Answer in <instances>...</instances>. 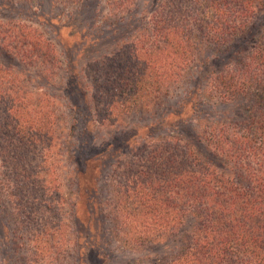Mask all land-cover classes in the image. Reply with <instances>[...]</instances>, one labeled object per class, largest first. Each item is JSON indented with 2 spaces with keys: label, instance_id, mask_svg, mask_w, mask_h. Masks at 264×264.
Segmentation results:
<instances>
[{
  "label": "rangeland",
  "instance_id": "obj_1",
  "mask_svg": "<svg viewBox=\"0 0 264 264\" xmlns=\"http://www.w3.org/2000/svg\"><path fill=\"white\" fill-rule=\"evenodd\" d=\"M49 1L31 0L27 7H20V10L0 7V23L11 21L29 26L35 31L34 38L41 35L55 47L53 61L43 58L42 50L18 54L19 59L11 53L10 58L0 51L1 65L11 67L10 72H14V75L0 79V85L7 84L14 90L20 87L29 93L22 100L24 108L21 109L15 110L17 101L0 99V129L4 132L3 135L0 130V264H85V247L88 244L95 247L92 255H88V264H153L148 260L150 255L161 256L163 251L174 250L179 245L178 240L171 238L172 241L166 244L141 251L129 250L127 248H132L129 245L123 246L125 239L120 233L122 225L116 207L120 190L118 182L121 180L119 175L126 176L129 165L125 160L131 151L144 161L162 142L172 145L161 147L159 151H172V155L179 154L182 145L199 147L196 122L190 120V116L195 114L189 111V107L179 113L186 101L185 94L197 83V80L190 81L192 76H188L197 64L191 61L186 70L189 74H180L178 80H169V76L177 72L175 66L180 65L178 58L181 55L177 58L171 52H165L160 68H146L143 86L139 85L142 95L125 96L123 100L95 97L97 92L92 93V80L96 72L91 65L94 61L102 63L113 55L124 57L123 50L131 49L129 39L136 31L147 30V22L157 15L156 11L162 12L159 16L169 26L182 30L189 28L192 33L186 36L191 46L186 47L187 53L197 52L198 61L199 53L202 58L207 57L213 53L212 47L200 42L196 45L200 38L193 21L196 10L179 1L170 0L169 9L162 11L159 6L155 8V4L163 5L167 0H139L128 11L116 16L117 13L111 15L104 0H92L95 12L88 15L81 14L84 9L76 11L83 3L73 5L52 0L55 4L52 16L56 17L53 21L46 18ZM259 9L256 11L257 25L264 23V12ZM73 14H80V18L71 22ZM85 23H94L95 27H99L90 32L98 40L97 47L79 52L78 40L70 39L69 34L83 28ZM68 24L71 25L69 29ZM73 25L76 28L71 31ZM86 29L81 32L82 35L87 32ZM90 33L87 32L88 35ZM158 41L155 39L153 44L160 45ZM144 56L141 57L150 60ZM132 61L130 63L144 62L141 58ZM130 63L121 71L117 65L104 71L116 77L117 84L111 82L112 86L127 85L133 91L132 83L125 80L130 74H136ZM45 68L48 69L44 73L48 76L47 80L39 76ZM203 83L200 89L204 88ZM39 94H45L42 97L45 101L44 115L32 114L31 105ZM154 99H161V104L153 103ZM210 106L206 107V111ZM243 107L244 104L240 105V112ZM220 109L223 108L216 107L213 112L218 114ZM2 115L4 123H1ZM14 115L21 122L17 129L10 121V118L16 120ZM179 121L182 124L185 122V125H179ZM10 122L11 126L6 128L5 125ZM29 129L36 134L27 141L23 134ZM95 143L100 144L97 150L94 149ZM112 145L114 147L110 148ZM118 146L120 150L109 153ZM41 147L51 156L45 163L38 153ZM100 152L107 155L100 157L101 168L96 175H92L95 161L85 160ZM69 156L74 158L68 159ZM74 160L80 169L77 189L70 181ZM138 162L141 163L140 160ZM58 177L60 195L43 196L40 181L48 179L49 184L54 186ZM128 243L131 242L128 240ZM33 252H36V257L32 256Z\"/></svg>",
  "mask_w": 264,
  "mask_h": 264
},
{
  "label": "trees",
  "instance_id": "obj_2",
  "mask_svg": "<svg viewBox=\"0 0 264 264\" xmlns=\"http://www.w3.org/2000/svg\"><path fill=\"white\" fill-rule=\"evenodd\" d=\"M56 1L60 3L59 0ZM61 1L73 5L83 3L76 8V11L84 9L81 14L95 12L92 0ZM137 1L139 0H104L111 15L117 13L116 16L128 11ZM167 1L163 5L156 3L155 8L159 6L162 11L169 9L172 1ZM175 1L188 4L196 10L193 21L200 37L196 45L199 42L210 45L213 53L202 58L200 52L199 61L196 59L197 52L187 53L186 47L191 45L186 35L192 32H189V28L182 30L169 26L159 16L162 12L156 11L157 15L147 22V30H138L129 39L131 49L123 50L124 57L113 55L102 63L94 61L91 65V69L96 72L92 80V93L97 92L95 97L123 100L125 96L131 98L142 95L139 85H142L146 68H160V60L165 52H171L177 58L181 55L178 58L180 65L175 66L177 72L172 73L169 80H178L180 74H189L186 70L191 61L197 64L196 69L188 75L192 76L190 81L197 80V83L185 94L186 101L182 103L179 113H182L183 108L189 107V111L195 114L190 116V120L196 122V142L199 147L182 145L179 152L181 156L172 155V151H159L161 147L172 145L162 142L157 144V150H152L144 161L135 151H131L125 160L129 165L126 176L119 175L120 190L116 202L122 225L120 233L125 239L123 246L129 245L132 248L127 249L141 251L166 244L172 238L178 240V247L172 251H163L161 256L153 254V259H150V255L148 260L153 264H264V23L257 25L255 22L258 7L261 13L264 12V0H256V5L255 0ZM0 2V7L20 10V7H27L31 0ZM49 2V15L46 18L53 21L56 19L52 16L55 4L52 0ZM77 17L80 18V14H73L71 22ZM2 22L1 52L8 56L11 53L15 59H19L18 54L43 51L40 53L43 58L54 60V45L41 35L34 38L33 28L11 21ZM69 24L67 29L71 26ZM87 24L85 26L88 27H80L73 32L71 31L76 27H71L69 37L78 40L75 44L79 52L97 47L98 40L90 32L99 27H95L94 23ZM85 28L92 35L90 39L91 35L87 32L81 34ZM155 39L159 40L157 44L160 45L153 44ZM142 55L150 60L147 61ZM140 58L144 61H141L143 65L138 61ZM134 59L138 62L130 63ZM129 63L136 74H130L125 80L132 83L133 91L127 85L112 86L111 82L117 84L116 77H111L104 71L113 68V65H117L121 71ZM169 64L173 65V62ZM10 68H5L0 63L1 80L7 75H14ZM41 72L39 76L47 80L48 76L44 73L48 69ZM201 82H204L203 89L199 88ZM157 93L159 94V90ZM27 94L29 93L20 87L14 90V87L7 84L0 85V99L17 101L15 110L24 108L22 100ZM38 96L34 105H31L32 114L44 115L45 101L42 97L45 94ZM153 103L161 104V99H154ZM242 104L244 107L240 112ZM209 105L208 109L212 112L216 107L223 109L218 110V114L210 113L206 111ZM6 114L11 116L10 112ZM4 115L1 123H4ZM14 117L16 118L15 115ZM10 121L16 129L20 126L18 118H10ZM178 124L185 125V122L182 124L179 121ZM5 126L10 127L11 122ZM35 134L29 129L23 136L28 141ZM99 147L100 144H94L95 150ZM113 147L114 145L110 148ZM118 150L119 146L108 152L114 154ZM38 153L44 163L51 158L43 147L39 148ZM105 155L107 154L100 152L85 160L95 161L91 169L94 172L92 175L99 172L100 157L104 158ZM73 164L70 181L77 189L80 185V169L76 160ZM13 177H16L14 173ZM15 179L18 181V178ZM57 180L59 177L54 186L49 184L48 179L40 181L43 196L60 195L61 188ZM93 189L95 191L96 187ZM87 233L91 238L90 232ZM94 248L93 244L85 247V264H88V255H92ZM32 256L36 257V252ZM94 258L96 259L95 256Z\"/></svg>",
  "mask_w": 264,
  "mask_h": 264
}]
</instances>
